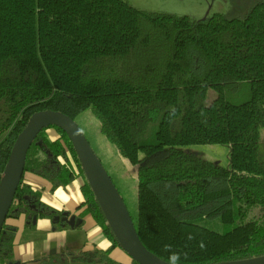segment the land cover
Masks as SVG:
<instances>
[{
	"label": "trees",
	"instance_id": "1",
	"mask_svg": "<svg viewBox=\"0 0 264 264\" xmlns=\"http://www.w3.org/2000/svg\"><path fill=\"white\" fill-rule=\"evenodd\" d=\"M87 109L120 157L137 166V215L130 213L149 250L166 261L178 252V264L264 255V0L203 19L128 0H0V179L32 114L57 110L77 121ZM198 144L229 145V165L187 149ZM27 173L51 191L81 180V207L111 241L89 256L119 264L109 253L121 246L55 125L28 150L0 233V264H25L15 260L9 218L24 215L31 230L35 217L69 227L56 220L63 211L24 182Z\"/></svg>",
	"mask_w": 264,
	"mask_h": 264
},
{
	"label": "water",
	"instance_id": "2",
	"mask_svg": "<svg viewBox=\"0 0 264 264\" xmlns=\"http://www.w3.org/2000/svg\"><path fill=\"white\" fill-rule=\"evenodd\" d=\"M51 125L61 128L70 139L86 179L121 248L139 264H168L142 242L123 196L83 129L72 117L57 110H41L32 114L13 144L0 179V233L22 180L28 150L37 135ZM56 220H65L72 227L76 225V216L68 211L56 216ZM36 221L35 217L34 223ZM212 264H264V255Z\"/></svg>",
	"mask_w": 264,
	"mask_h": 264
},
{
	"label": "crops",
	"instance_id": "3",
	"mask_svg": "<svg viewBox=\"0 0 264 264\" xmlns=\"http://www.w3.org/2000/svg\"><path fill=\"white\" fill-rule=\"evenodd\" d=\"M51 138L56 132L47 130ZM24 182L42 190V199L48 205L68 211L76 216L79 225L74 227H54L48 218L37 220L35 230L25 226L24 215L18 219L9 218L7 223L17 227L14 245V257L18 263L25 264H106L90 258L89 251L94 248L107 250L111 241L103 234L101 227L90 214H85L81 190V180H75L66 186L51 191V184L34 174L24 175ZM109 257L119 264H132L133 259L121 247L113 248Z\"/></svg>",
	"mask_w": 264,
	"mask_h": 264
},
{
	"label": "rangeland",
	"instance_id": "4",
	"mask_svg": "<svg viewBox=\"0 0 264 264\" xmlns=\"http://www.w3.org/2000/svg\"><path fill=\"white\" fill-rule=\"evenodd\" d=\"M132 5L148 11H164L186 15L191 19H203L214 14L235 16L251 6L256 0H128ZM216 97L214 90H209L207 101ZM77 123L87 135L95 152L105 168L112 175L129 210L137 215V166L120 157L116 146L100 131V122L90 109L77 117ZM264 129L261 130L260 159L264 158ZM199 155L229 165L230 146L224 144H198L187 146ZM30 230V229H29Z\"/></svg>",
	"mask_w": 264,
	"mask_h": 264
},
{
	"label": "clouds",
	"instance_id": "5",
	"mask_svg": "<svg viewBox=\"0 0 264 264\" xmlns=\"http://www.w3.org/2000/svg\"><path fill=\"white\" fill-rule=\"evenodd\" d=\"M191 238V237H190ZM202 248L204 247L203 242L200 245ZM171 246L165 245V250H170ZM180 260V254L178 252H171L170 256L168 257V264H178Z\"/></svg>",
	"mask_w": 264,
	"mask_h": 264
},
{
	"label": "flooded vegetation",
	"instance_id": "6",
	"mask_svg": "<svg viewBox=\"0 0 264 264\" xmlns=\"http://www.w3.org/2000/svg\"><path fill=\"white\" fill-rule=\"evenodd\" d=\"M63 213V212H62ZM71 215V214H70Z\"/></svg>",
	"mask_w": 264,
	"mask_h": 264
}]
</instances>
